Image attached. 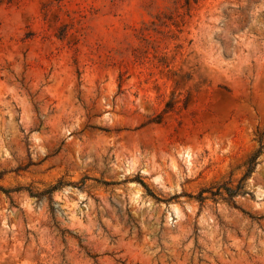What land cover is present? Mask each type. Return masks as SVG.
<instances>
[{
	"label": "rangeland",
	"instance_id": "374dc122",
	"mask_svg": "<svg viewBox=\"0 0 264 264\" xmlns=\"http://www.w3.org/2000/svg\"><path fill=\"white\" fill-rule=\"evenodd\" d=\"M0 264H264V0H0Z\"/></svg>",
	"mask_w": 264,
	"mask_h": 264
},
{
	"label": "trees",
	"instance_id": "16d2710c",
	"mask_svg": "<svg viewBox=\"0 0 264 264\" xmlns=\"http://www.w3.org/2000/svg\"><path fill=\"white\" fill-rule=\"evenodd\" d=\"M262 146H263V145H260V149L262 148ZM260 149H258V151L255 152V153L253 154V156L248 160L249 165H248V170H247V173H246V174H248V172H250V171L252 170L253 165H254V163H255L256 155L260 152ZM143 185H144V187H145L146 189H148V188L145 186V184H143ZM55 187H56V186H53L51 189H53V188H55ZM228 191H230V193H233V190H230L229 188H228ZM198 195H199V198H200V199L203 198V196H202V191H200V193H199Z\"/></svg>",
	"mask_w": 264,
	"mask_h": 264
}]
</instances>
